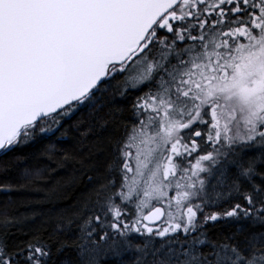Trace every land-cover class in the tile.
I'll use <instances>...</instances> for the list:
<instances>
[{
	"label": "snow or ice",
	"instance_id": "snow-or-ice-1",
	"mask_svg": "<svg viewBox=\"0 0 264 264\" xmlns=\"http://www.w3.org/2000/svg\"><path fill=\"white\" fill-rule=\"evenodd\" d=\"M0 173V264H264V0H0Z\"/></svg>",
	"mask_w": 264,
	"mask_h": 264
},
{
	"label": "trees",
	"instance_id": "trees-1",
	"mask_svg": "<svg viewBox=\"0 0 264 264\" xmlns=\"http://www.w3.org/2000/svg\"><path fill=\"white\" fill-rule=\"evenodd\" d=\"M87 111L84 113L77 114L74 119H83L86 118ZM69 123H72L70 121ZM59 136V133H57ZM69 136H72V132L69 131ZM65 142L56 143L55 147L57 150L60 149H69L72 146L71 142H68V138H64ZM47 147V142H43L36 145H25L18 149L16 156L26 157L27 159L19 162L18 167L11 173V176L14 181H21L20 172L24 168L35 169L39 168L41 171L39 173V181L35 185H29L31 188H43L50 189L52 187H57V194L60 197L64 195H73V185L71 179L74 175V166L68 164L64 167H58L59 163H62L59 156L54 153H48L52 156V159L49 160L47 155H43L45 148ZM4 159H8L5 157ZM3 174L0 173V178ZM6 198L0 194V205L3 204ZM11 199L14 203L9 205L10 209L18 208L20 214H28L34 210L47 212L51 205L46 201L44 192L36 191H20L13 193ZM57 207L63 206L58 203ZM39 223V220L37 221Z\"/></svg>",
	"mask_w": 264,
	"mask_h": 264
}]
</instances>
